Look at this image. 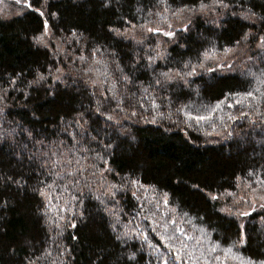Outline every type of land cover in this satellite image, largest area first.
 Returning <instances> with one entry per match:
<instances>
[{
	"label": "trees",
	"instance_id": "obj_1",
	"mask_svg": "<svg viewBox=\"0 0 264 264\" xmlns=\"http://www.w3.org/2000/svg\"><path fill=\"white\" fill-rule=\"evenodd\" d=\"M11 5L0 12V264L171 261L137 218L155 227L150 199L165 194L189 234L264 261V0ZM217 103L211 121L185 115Z\"/></svg>",
	"mask_w": 264,
	"mask_h": 264
},
{
	"label": "snow or ice",
	"instance_id": "obj_2",
	"mask_svg": "<svg viewBox=\"0 0 264 264\" xmlns=\"http://www.w3.org/2000/svg\"><path fill=\"white\" fill-rule=\"evenodd\" d=\"M16 2L20 3V0H16ZM166 2L167 0H161V3L166 4ZM27 6L30 7L31 5L27 4ZM223 6L227 7V5H223ZM204 7L206 6L202 4L201 8L203 9ZM165 11H168L167 7L165 8ZM180 11L182 12L184 11V9H180ZM40 14L43 15V13H40ZM173 15H176V13H173ZM168 27L171 28L172 25L168 24ZM45 29H47L46 23H45ZM146 30L148 32L161 33L162 35L167 36L169 38H172L175 35L174 31H162L159 27H155V28L147 27ZM246 38L247 37H245V39ZM261 45H264V39L261 40ZM230 52H231V49H225L226 54ZM204 58L205 60H208V59H214L215 57L214 55H209L208 52H205ZM80 59L83 60L84 58L81 57ZM201 67H203V65H201ZM228 67H231V65H228ZM209 71H216V69L210 68ZM42 78L43 77H41V79ZM124 79L127 80V77H125ZM256 91H259V89H257ZM113 95L115 96V93ZM261 95L264 96V93H262ZM248 97L255 99L252 92H248L246 94L245 99ZM119 103H123V101H119ZM151 103L153 107H159V105L156 104L154 99L151 101ZM235 104L242 105L243 99H236ZM233 106H234L233 104L228 105V107H233ZM141 107H143V104H141ZM218 109H220V103H217L213 108H211V110H209L207 114L194 115L192 112H185V115L187 116L189 120L196 121L197 123L201 121H211ZM133 115H135V112L133 113ZM107 119L110 120L111 117H107ZM229 119H233V118L229 116ZM71 162H72L71 160L67 161V163L69 164H71ZM77 164H79V161H77ZM80 171L81 169L77 168L76 172H68L67 175L70 177H74L76 173ZM249 175H251V173H249ZM76 183H78V181H76ZM261 183H264V181H261ZM49 187H51V185H49ZM41 195H45V194L41 192ZM133 195H135V193ZM228 195H232V193H229ZM72 199L75 200V199H78V197L74 196L72 197ZM212 199H217V197L213 196ZM163 205L166 208L168 206L167 194H165ZM262 207H264V205H262ZM157 211H159L158 206H157ZM170 211L174 212L175 210L170 209ZM153 215H155V213H153ZM242 215H249V213L243 212ZM145 219H147V217H145ZM152 223L155 225V227H153L152 230L158 233L162 246L168 249V252L172 257L170 261L168 259V256L161 255L159 257V259L161 260V264H226L227 258L229 257V255H232V248L222 250L224 252L223 259L220 256L215 255V253L217 252L219 248L218 244H211L207 249L200 247L203 243V237L189 234V232L183 227V223L178 218L174 219L171 216H168L163 221V223H158L157 221H153ZM187 223H191V222L187 221ZM72 226L75 227V225H72ZM160 228H163L162 233L158 231ZM201 232H203V230H201ZM144 239L147 240L148 237L145 235ZM150 247H152V245H150ZM198 247H200V251H199V254L197 255L196 249ZM232 258L236 259L237 257L235 255H232ZM242 264H244V262H242ZM246 264H255V262L249 260L246 262ZM261 264H264V261H262Z\"/></svg>",
	"mask_w": 264,
	"mask_h": 264
},
{
	"label": "rangeland",
	"instance_id": "obj_3",
	"mask_svg": "<svg viewBox=\"0 0 264 264\" xmlns=\"http://www.w3.org/2000/svg\"><path fill=\"white\" fill-rule=\"evenodd\" d=\"M15 1L16 0H0V12L1 13L2 12H7V11L10 12L11 9H12V5L11 4L13 2H15ZM199 123H202V122H199ZM206 125L204 126L205 128H206ZM212 132H215V131L212 130ZM261 194L262 193L258 194V196L261 195ZM261 198H262V196L259 199H261ZM157 200H161V201L158 202V201H154L153 199H150V205L149 206L151 207V211L153 213H155L154 218H152V219H153V221H157L158 223H163V221L167 218L168 206H167V208L164 207V205H163V200L164 199L163 198H161V197L159 198L158 197ZM156 203L161 205V207H159V211H157L156 206L153 205V204H156ZM255 206L256 205H253L251 207H247V209L250 210V211H253V209H255L254 208ZM138 208L141 209V206L138 205ZM244 210H246V208H241V210H237V212H236V209L233 208V209H225L224 212L232 213V214L236 212L235 215H237L240 212L241 215H242V213H243L242 211H244ZM137 218L140 220L141 227H143V228H153L150 225V222H148V221H150V219L149 220L145 219L143 216H139ZM195 230H196V236H202L203 237V244L204 245L203 246L201 245L202 248L207 249L211 245L208 235L204 231L201 232L200 229L196 228ZM134 232H132V233H134ZM215 255L220 256L222 259L224 258V252L222 250H220L219 248H218L217 252L215 253ZM232 255H235L237 258L233 259ZM232 255H229V257L226 260V264H242V262H244V264H246V262L244 260H242L241 257L237 253L232 252ZM258 264H261V263H258Z\"/></svg>",
	"mask_w": 264,
	"mask_h": 264
}]
</instances>
